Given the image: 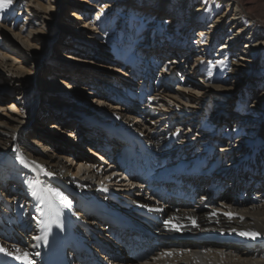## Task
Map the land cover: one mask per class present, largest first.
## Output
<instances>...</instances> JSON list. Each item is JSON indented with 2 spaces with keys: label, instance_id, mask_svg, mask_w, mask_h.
Returning <instances> with one entry per match:
<instances>
[{
  "label": "bare ground",
  "instance_id": "1",
  "mask_svg": "<svg viewBox=\"0 0 264 264\" xmlns=\"http://www.w3.org/2000/svg\"><path fill=\"white\" fill-rule=\"evenodd\" d=\"M77 1L86 5L83 11L87 19H83L82 28L91 32L88 39H84L94 37L98 45L111 44L118 63L116 66L102 64L100 69L113 73L112 85H120L121 88L115 90V99L103 97L94 101V106L77 108L92 124H100L107 130L100 134L105 138L103 143L82 140L83 156L67 149L65 152L69 158L64 160L55 156L50 150L55 146L53 139L42 137L32 143L41 149L42 154L41 158H34L31 149L23 143L25 138L19 127L20 120L8 115L0 117V248L5 250L0 252V264H25L23 260L15 258L25 252L34 264H76L72 260L74 256L80 263L89 264H264V199L245 202L238 196L214 192L210 194L213 203L207 205L192 206L190 201L183 198L175 200L154 194L153 203H142L103 189L100 184L112 182V179H108L113 171L105 169L100 172V167L104 168L103 163L93 164L99 162L93 151H105L107 143H116L112 132L116 127L132 136L134 143L143 151L141 165L150 167L154 172L163 166L191 167L189 172L180 173L182 178L188 177V185L194 181L189 185L191 188L200 178L193 171L197 165L212 167L217 164L219 169L225 170L226 165L222 163L231 157L227 168L234 166L238 160H245L244 164L246 166L247 163V170L250 169L252 174L254 167L251 169L249 165L253 160L251 155L254 153L257 156L259 153L264 161V149L259 141H251L252 145L248 148L237 146L232 140V143L227 140L222 146L221 142L207 135V142L199 149L202 153L198 154L194 152L193 139H179L176 131L155 130L158 120H153L152 127H148L146 122L149 120L146 119H152L153 115L140 113L133 104L145 102L149 106L155 97H169L168 102L176 105L181 116H186L179 120H189L200 111L207 114L206 109L211 105L205 104L198 96L186 95L181 88L173 94L167 92L165 82H168L167 78L176 63L175 50L184 44L189 51L198 54V70L189 80L193 90L199 89L198 95L203 92L206 97H214L218 103L226 105L228 93L233 88H224L223 85L235 79L229 87L236 84L248 86L246 93L235 101L239 115L243 116V120H256V109L264 108V0ZM19 4L21 9L29 12L38 9L43 14H29L23 33L29 39L37 33L42 34L44 16L53 12L54 7L48 0H13L12 5L0 11V20ZM73 7L68 15L78 20L76 15L80 9ZM158 19H162V23L157 22ZM118 26L119 31L120 28L123 30L115 38L113 32ZM116 39L122 40L119 46L114 45ZM62 49L66 53L61 57L74 62L75 69H82L88 74L92 72L95 65L92 51L84 53L76 49ZM124 67L133 73L135 80L138 79L137 88L130 83L132 77L124 72ZM155 76L158 85L151 88L144 85ZM0 80H4L8 88L21 85L16 74L1 67ZM45 83L47 89L52 88L51 84L58 89L63 86V82L53 75L46 76ZM259 88V93L255 92ZM247 99L251 100V106L244 111ZM242 110L246 112L243 115ZM219 111H222V107L215 106L210 116L214 121L222 116ZM234 114L238 115L236 111ZM194 121L198 122L199 119H192ZM213 125L216 124L204 119L200 126L209 128ZM46 126V130H57L62 136H71L68 124L63 126L61 121ZM209 131L214 130L210 128ZM217 144L221 145L217 147ZM17 157L22 158L24 163H20ZM126 160V164L131 162ZM96 168L98 170H94ZM235 169L233 167L231 171L234 178L237 173ZM72 170L75 172L72 173ZM251 174L247 175L250 176V189L256 180L253 178L255 174L252 177ZM207 176L212 177V183L219 177L226 178L222 172L208 173L202 177ZM143 178L144 174L131 170L126 172L125 182L137 183ZM7 181L14 182L12 193L7 189ZM48 189L60 192L70 206H63ZM233 189L236 190V186ZM245 191L248 193L247 189ZM178 192L179 189L173 190V193ZM16 200H19V205L13 204ZM220 204H224V207H220ZM90 208L92 210L88 214ZM124 221L140 222L151 234L139 228L122 227ZM45 222L48 228L41 230ZM58 227L60 231L57 236ZM246 232L259 235L255 239L240 235ZM44 233L48 234L47 243L34 238ZM185 237H188V241L182 240ZM102 243L111 248L116 246L115 250L124 251L127 258L102 246ZM146 246L150 249H145Z\"/></svg>",
  "mask_w": 264,
  "mask_h": 264
},
{
  "label": "rangeland",
  "instance_id": "2",
  "mask_svg": "<svg viewBox=\"0 0 264 264\" xmlns=\"http://www.w3.org/2000/svg\"><path fill=\"white\" fill-rule=\"evenodd\" d=\"M48 3H50V5L54 7L55 10L45 14L43 32L42 34L37 33L34 38L29 39L28 35L23 33L24 24L29 21V14H33L35 16L37 13H39V16H42V11L36 9L35 11L32 10L29 12L27 9H21V4H19L14 6L11 12L5 13L4 17L0 20V67L11 74H16L17 77H19V81L21 82L19 87L10 86V88H8L4 85V80H0V117H5L8 115L16 117L20 120L21 123L19 127L22 128L23 136L25 138L23 139V143L25 146L31 149L32 157L41 158L42 156L41 149L32 143L39 141V138L47 137L53 139V143L55 145L54 148L50 149L52 153L55 156H59L65 160L69 158L68 153L65 152V149L73 150L75 154L83 156L85 155V150L81 145L82 140L87 139V141L92 140L94 142L101 143L105 138L100 137V134L105 133L104 131L107 132L105 128L100 127L102 125L99 124V126L97 124L100 127L97 128L94 123L92 124L90 121H88L84 114L78 112L77 108L83 105L88 107L94 106L96 104L94 101L102 100L103 97L115 99V90H117V88H121V86L114 84L112 85L111 80L113 77H115L113 73L108 72L107 69H100L102 64L116 66L118 63V61H116L114 58H117V56L113 55L111 44L101 46L95 41L97 38L92 37L90 40L84 39V37L88 39V35L91 34L89 30H83L82 28L83 19H87V16L84 15L85 11H83L86 9V5H83L82 2H78L77 0H73V2H69L68 0H48ZM69 3L71 4L69 5ZM72 7H78V9H80L78 15H76L79 18L78 20L71 18V16L68 15V11ZM161 21L162 19L157 20V22L162 23ZM118 29L119 26L113 32L114 37L116 35V37H118L123 30L122 28H120V31ZM121 41L122 40L118 41L116 39L114 45L119 46ZM63 47L68 49H76L77 51L84 53L87 51L88 53L89 51H92V60L95 64L92 66V72L88 74L82 69H75L74 62L61 57V55H65L66 53L62 49ZM175 52L176 54L174 55V62L176 63L173 64L174 68L172 69V74L167 78L168 82H165L168 85L167 92L173 94V92H175L178 88H181L186 93V95H196V97L198 96L200 100H204L205 104H210L211 106L206 109L207 114L201 113L200 111L195 117L185 121L179 120L181 117H179L180 113L178 112V108L175 107L176 105L174 106L172 102H168L170 101L168 99L169 97H155L154 100H151L152 102H150L149 106H146L145 102L133 104L140 113H148L153 115L152 119H146L149 120L148 123L146 120H144L146 118V115H144V123L146 122L148 127H152L150 125H152L153 120H155V122L158 120V128L155 130L162 128L166 132L176 131L179 133V139H184L182 137L193 139L195 144L194 152L198 154L202 153V151H199V149L205 142H207V135H210L209 137L221 142L222 146L227 140H230V143H232V140L234 141V144H237V146L248 148L250 145H252L251 141L252 143L259 141L262 149H264V108L256 109V120H243L244 118L241 116V114H234L235 106L237 105L235 101L236 99H239L242 94L246 93L248 86H237L236 84L234 87H229L231 82H233L235 79H231L229 82H226L223 85L224 88H233V90H230L228 93L226 105H221L218 103V101H216V99H214V97H206L203 92L202 95H198L199 89L193 90L194 87L189 82V80L193 79L191 77H193L194 72L198 70L196 65L198 54H195V51L193 50L189 51L188 47H185L184 44H182L180 49H176ZM111 60L113 61L111 62ZM114 61H116V64ZM126 68L127 67H124V72L126 71L129 73ZM49 75L58 77V79L63 82L62 88L58 89L54 86L55 84H51L50 87L52 88L47 89L45 80L46 76ZM134 77L135 76L132 77L130 83L132 86H134V88H137L138 83L136 81H138V79L135 80ZM149 81L150 82H148V80L146 81V85H149V88H151V86L154 87L158 85L156 76ZM259 90L260 88L256 89L255 92L259 93ZM142 101H145V99ZM250 103V99L245 101V107L243 109L244 111L249 110L251 106ZM161 105H164L165 107L162 108ZM217 105L222 107V111H219V115L222 116L214 121L210 116ZM169 110H171V112ZM243 110L242 115L243 113H246L243 112ZM166 114L168 117H166ZM51 118H54L55 120ZM138 118H141V116ZM194 118L199 119V121L192 122V119ZM204 119L216 125L209 126V128L200 126ZM60 121L63 122V126L68 124L71 136L69 134H67L68 137L62 136L58 134L57 130H46V125L50 123L59 124ZM167 121H169V123ZM190 122L192 124H190ZM57 127L60 128L59 125H57ZM210 128L214 131L210 132ZM75 131L76 134H74ZM219 145L221 144H217L216 146L218 147ZM206 150L208 151V148ZM258 154L259 153H257V155ZM233 155L236 154L234 153ZM253 155L254 153L251 155L253 160L251 161L250 166L251 169L254 167V170L252 169L253 172L251 174L250 169L247 170L248 168H246L244 173L246 175L251 174V177L255 174V177L253 178L256 180L252 182L251 186L253 189H247L248 193H250L251 190L254 191L248 195L245 193L240 195L241 198L238 197L245 202L254 200L261 201V199H264V161L262 160L263 158L260 157L257 159L256 154V158L253 157ZM229 160H232V157L226 159L222 163L224 166L226 165L225 170L219 169V165L217 166V164L212 166L213 168L211 169L210 173L216 169L214 172H222L224 177H226H219L216 182L213 183V185L215 184L213 186L215 191H213L212 194L215 192L218 194L222 193L227 195L230 194L232 196L235 195V192L230 191L229 188L232 183L231 171L233 169V165L231 168H227L230 165ZM99 163L100 162H94L93 164L95 166ZM66 164L68 163L66 162ZM102 166L104 165L102 164ZM206 166L208 167L207 164L202 166V168H204L203 172L209 170L206 168ZM223 171L228 173H224ZM248 171L250 173H247ZM74 172L75 170H72V173ZM235 172H237V170ZM202 176H205L204 173L199 176L200 178H197L198 180L196 181V184L193 185V190H195L197 185H199V181ZM111 181L112 182H109L106 185H104L105 182L100 185L103 189L112 192L114 191V193L119 195L127 196L132 198L134 201L137 200L142 203H153L155 201V199L152 197L153 192L148 190L149 187L147 184H145L146 182L144 183L143 181H139L137 183H127L120 178H117L116 180L113 179ZM7 182V189H10L9 192L12 193L11 187L14 185V182ZM240 182L242 181L238 180L237 184L240 185ZM208 186L209 184H207V187ZM216 186L222 190V192L217 190ZM145 187H147V190ZM183 188L184 186L180 189ZM180 189L177 195L182 194V190ZM196 191L198 192V190ZM203 196H205V194H203V190H200L197 195H190L193 202H190L191 205H203V203L199 200V198ZM230 198L232 199L231 196ZM212 203L213 201H210V203H206L204 205ZM220 207H224V204H220ZM90 210H92V208L88 209V214ZM88 219L91 220L92 218L88 217ZM116 223L122 224L120 221H116ZM132 223L135 224L136 229H143L151 234L148 229L139 224L140 222ZM182 240L188 241V237H185ZM147 247L148 246H146L145 249H150V247ZM114 250L115 247L112 248L113 252ZM116 254H121L124 259L127 258V253L124 251Z\"/></svg>",
  "mask_w": 264,
  "mask_h": 264
},
{
  "label": "snow or ice",
  "instance_id": "3",
  "mask_svg": "<svg viewBox=\"0 0 264 264\" xmlns=\"http://www.w3.org/2000/svg\"><path fill=\"white\" fill-rule=\"evenodd\" d=\"M12 3H13V0H0V11H3L5 9H7L10 5H12ZM220 63L222 64L223 62L221 61ZM17 159L20 161V163H22V164L24 163L22 158L17 157ZM48 175H51V173H48ZM47 191L53 197H55L56 200H58L63 206H65V207H69L70 206V202L67 201L60 192L55 191L54 189H48ZM56 215L58 216L59 213L57 212ZM165 223L167 225L168 222L166 221ZM240 235L248 236V237H250L252 239H255L259 235V233L246 232V233H240ZM47 236H48V234L44 233L43 236H37V237H34V238L37 239V240L43 239L45 241V243H47ZM4 251L5 250L3 248H0V252H4ZM17 251H19V250H17ZM36 255H39V253H37ZM15 258L18 259V260H23L25 262V264H34V261L29 259V256H28L27 252H25L22 256L18 255Z\"/></svg>",
  "mask_w": 264,
  "mask_h": 264
}]
</instances>
